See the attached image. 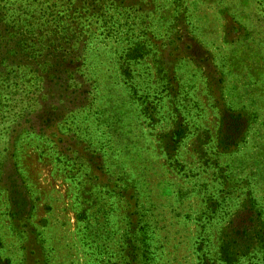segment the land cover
I'll return each instance as SVG.
<instances>
[{
  "label": "rangeland",
  "instance_id": "obj_1",
  "mask_svg": "<svg viewBox=\"0 0 264 264\" xmlns=\"http://www.w3.org/2000/svg\"><path fill=\"white\" fill-rule=\"evenodd\" d=\"M0 264H264V0H0Z\"/></svg>",
  "mask_w": 264,
  "mask_h": 264
}]
</instances>
